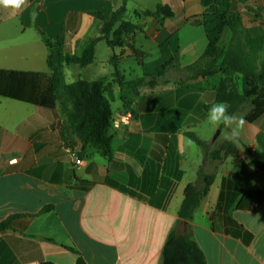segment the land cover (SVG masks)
I'll return each mask as SVG.
<instances>
[{"label":"crops","instance_id":"crops-1","mask_svg":"<svg viewBox=\"0 0 264 264\" xmlns=\"http://www.w3.org/2000/svg\"><path fill=\"white\" fill-rule=\"evenodd\" d=\"M121 1L25 0L19 9L0 6V68L48 71V50L37 29L51 38L62 31L64 50L80 54L84 41L98 36L101 26L87 11L108 16ZM145 2L154 8L175 4L182 23L167 28L175 12L163 25L153 17L125 15L142 30L124 37L114 52L123 81L143 80L136 92L123 87L128 107L121 88L113 85L114 119L126 111L132 115L129 122L113 124L109 157L85 146L83 164L75 165L70 151L79 152L81 146L62 139L57 106L0 97V221L13 216L10 226L0 230V264H75L78 257L87 264H160L170 233L194 239L206 264H264V171L251 161L252 151L264 153V112L250 122L245 119L250 107L231 114L242 120L235 142L224 139L231 127L205 126L220 76L182 71L208 42L202 25L185 21L200 16V0ZM248 17L244 26L249 32L248 26H264V12ZM101 42L95 45L94 61ZM148 46L157 50L155 55ZM108 49L106 57L78 67L76 77L66 81L111 80ZM128 59L136 60L140 73H127L132 72L127 63L123 66ZM161 64H166L162 74L145 77L152 74L148 67ZM185 132L195 133L205 146ZM206 176L211 182L199 193L191 217H180L184 189L193 185L201 192Z\"/></svg>","mask_w":264,"mask_h":264},{"label":"trees","instance_id":"trees-1","mask_svg":"<svg viewBox=\"0 0 264 264\" xmlns=\"http://www.w3.org/2000/svg\"><path fill=\"white\" fill-rule=\"evenodd\" d=\"M126 1L122 0L120 5L109 12L108 16L97 9L87 11L101 22V26L98 36L84 41L80 54L68 53L64 50L62 31L51 38L37 29L48 50L47 72L0 68V97L49 109L57 106L62 116L61 137L65 143H69L72 138L80 143L79 156H82L85 146L93 147L105 157L111 155V140L114 135L111 123L113 85L117 83L121 88V99L128 107L129 101L123 87L132 88L136 92L143 80L141 77L123 81L118 65L119 55L114 52L115 48L123 45L124 37L131 38L136 32L142 30V24L125 18ZM200 6V18L192 20L187 18L186 21L193 25H202L208 42L203 53L184 69L196 70L195 75L202 77L220 73L221 76L214 86L215 101L226 103L227 112L231 115L245 101L250 100L252 109L245 119L249 122L253 121L264 112V35H253L246 29L241 14L232 9L231 0H200ZM132 14L137 18L153 17L159 25H163L165 19L174 15V11L168 4L158 3L152 10L134 9ZM210 18L218 19L219 31L227 27L231 33L230 41L224 49L218 48L215 44L216 38L211 36ZM100 40H103L112 50L109 58L113 67L111 80L92 81L79 77L71 82L64 81V67L77 65L82 68L94 61L95 45ZM130 47L135 54L143 55L132 45ZM207 56L211 57L208 62ZM202 61L215 69L212 74L203 67L200 68ZM165 67L166 64H161L156 74H162ZM235 74L241 77V89L230 84L231 76ZM185 135L202 147L206 144L193 132H185ZM227 149L225 148V151ZM251 161L257 168L264 171L263 152L252 151ZM204 181L205 186L201 192L196 191L193 185L186 186L178 210L180 217L184 219L191 217L199 201L198 195L206 191L211 182V176L204 177ZM12 218L13 216H10L1 220L0 230L8 228ZM38 264L53 263L42 261ZM75 264L87 263L82 257H78ZM160 264H206V262L201 248L194 239L189 235L170 233L162 247Z\"/></svg>","mask_w":264,"mask_h":264},{"label":"rangeland","instance_id":"rangeland-1","mask_svg":"<svg viewBox=\"0 0 264 264\" xmlns=\"http://www.w3.org/2000/svg\"><path fill=\"white\" fill-rule=\"evenodd\" d=\"M145 5L146 6H151V9L152 8L154 9V3H152V2H145V0H142V2H140V0H138V1H134V0L129 1L128 4H127V6H128L127 9L128 10H127V13H126V17L127 18H131V19L134 18V15L132 14L131 11L135 7L138 8V6H139V8H141V9H143L144 7L150 9V7H146ZM231 7H232V9L238 11L241 14L243 24L247 25L249 23V17H248L249 14L254 13V14H258L260 16L261 11L264 12V0H249V1L248 0H232ZM172 9L175 12V15H174V17H172L169 20V22L167 24V28L168 29H171V28L172 29H176L182 23V19H181V9H180V7H178V6H176L174 4V6H173ZM194 18H200V16L199 17H191V18H188V20H192ZM210 20L211 21L209 22V27H210V29H212L211 36L213 38H216L215 39L216 46L218 48H222V49L226 48L227 45H228V43H229V41H230V36H231V33H230L229 29L227 27H223L219 31L217 29L218 19H216V18H210ZM185 21H186V19H185ZM186 22H188V21H186ZM248 27H249L250 33L253 34V35L254 34H257V33H261V32L264 31V26H262V24H260L259 26H248ZM100 44L101 45L99 47V50L97 51L96 59L94 61L95 63H98L101 59H103L104 57H106L107 54H108V52H109V49L105 45L104 42H101ZM148 47H150L152 49V53H154V55H155V52L157 50L155 48L151 47V46H148ZM210 60H211V57L210 56H207L206 61L208 62ZM126 63H127V65L130 66V68L132 70V72H130L129 70H127V73H132L133 74V73H140L141 72V68L139 67V64H137L136 60H134V59H128V60H126L124 62L123 66ZM199 66H200V68L203 67L205 70H207V72H210L211 74L215 70L214 68H210L209 66H207V64H205L203 61L200 63ZM77 68H78L77 65H71L69 67V69L67 68L66 70H64L65 69L64 68L63 69V79H64V81L67 80V78L69 79V78L76 77L75 72L78 70ZM109 68L112 70V67L111 66ZM158 68H159V66H157V68H149L148 67L146 70L147 71L151 70L152 71V74L149 73V75L148 76H145V77L147 78V77H149L151 75H157L156 74L157 72H155V71ZM99 71L100 72H103V69L100 68ZM182 71H187V72H189L191 74H195V72H196V70L190 71V70H185L184 68H183ZM81 72H82L81 74H84L86 71H81ZM212 75L221 76L220 73H214ZM152 77H154V76H152ZM231 79H230V81H231L230 84H232L237 89H241V77H240V75L235 74L234 76H231ZM248 107H250L252 109V105H251V101L250 100L245 101L241 105V108L238 111V114L239 113H243V112L245 113ZM251 109H250V111H251ZM126 112H128V111H126ZM130 114H131V112H130ZM113 116H114V114H112V120H111L112 126L115 123L114 121L116 120V119H114ZM129 120L127 122H129ZM118 122H120V121H118ZM115 124H117V123H115ZM217 131L218 130H215V132L213 134H215ZM70 141H73V138ZM74 152L76 154H78V152H76V151H74Z\"/></svg>","mask_w":264,"mask_h":264},{"label":"clouds","instance_id":"clouds-1","mask_svg":"<svg viewBox=\"0 0 264 264\" xmlns=\"http://www.w3.org/2000/svg\"><path fill=\"white\" fill-rule=\"evenodd\" d=\"M25 0H0V6L13 7L19 9ZM228 105L224 102L213 103L208 111L206 120L204 121L205 126L219 127L223 125L225 128L231 127L230 133L224 134V139L235 142L239 136V128L242 124V120H237L234 116L228 114ZM234 125V126H233Z\"/></svg>","mask_w":264,"mask_h":264},{"label":"built area","instance_id":"built-area-1","mask_svg":"<svg viewBox=\"0 0 264 264\" xmlns=\"http://www.w3.org/2000/svg\"><path fill=\"white\" fill-rule=\"evenodd\" d=\"M131 117L130 111L126 112L125 114L121 115L119 118H117L114 122L118 123V121L127 122ZM70 154L72 156L73 162L75 165H82L84 160L83 157L76 154L74 151H70Z\"/></svg>","mask_w":264,"mask_h":264},{"label":"water","instance_id":"water-1","mask_svg":"<svg viewBox=\"0 0 264 264\" xmlns=\"http://www.w3.org/2000/svg\"><path fill=\"white\" fill-rule=\"evenodd\" d=\"M216 133H218V132H216ZM248 152H249V154L251 155V150H250V149H248Z\"/></svg>","mask_w":264,"mask_h":264}]
</instances>
